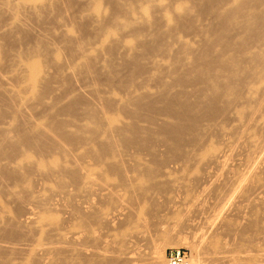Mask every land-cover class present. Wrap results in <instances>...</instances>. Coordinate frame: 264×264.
Wrapping results in <instances>:
<instances>
[{"label":"rangeland","instance_id":"rangeland-1","mask_svg":"<svg viewBox=\"0 0 264 264\" xmlns=\"http://www.w3.org/2000/svg\"><path fill=\"white\" fill-rule=\"evenodd\" d=\"M9 1L0 0V264H154L157 249L163 264L176 250L188 264L213 254L245 255L223 264L259 259L263 136L253 130L262 126L247 132L253 144L229 158L234 170L212 179L215 156L224 141L239 139L254 103L244 99L236 120L220 121V132L206 130L209 154L201 147L187 161L217 114L208 111L205 89L195 121L193 91L180 99L182 89L173 85L220 50H239L248 31L231 30L214 52L204 50L222 29L226 1L57 0L38 17L13 15ZM143 14L149 28L134 23ZM113 34L117 39L103 42ZM261 38L251 50H264ZM33 65L41 73L29 88ZM260 77L251 81L253 91L264 87V69ZM178 127L181 134L173 135ZM255 166L262 171L239 198L238 183ZM43 245L48 250L39 255Z\"/></svg>","mask_w":264,"mask_h":264},{"label":"bare ground","instance_id":"bare-ground-1","mask_svg":"<svg viewBox=\"0 0 264 264\" xmlns=\"http://www.w3.org/2000/svg\"><path fill=\"white\" fill-rule=\"evenodd\" d=\"M23 1L24 0H10L9 1L10 3L8 2L6 3V5L7 7H9V9H11V11H13V15H16L18 11L20 13L24 11V12H29L33 16L38 17L40 12L49 8L54 3V1L57 0H43L32 4H27L29 2L26 1L25 3V1L24 2ZM151 1L152 0H149V2ZM213 1L217 5V7L219 4H221L224 1H226V4L219 11L220 17L222 19V29H219L217 33L215 32L213 42L207 44L206 48L204 49L207 50L206 52H214L215 50L213 51V47L215 45L217 46L219 44H222L226 39L227 33L230 32L231 30H236L239 32L248 31L249 34L245 39L241 41L239 50H220V52H218L217 54L212 55L210 59L208 58L205 64H203L202 68L196 74H192V71H187L185 73L184 78L181 75L174 78L173 85H179L181 87L182 91L178 96L180 99L188 98L189 91H193L194 104L193 106L190 107V110H192L193 115L196 114L195 121L198 120V118H202V115H198V111L201 109L200 108L201 102H203V100L206 105V100L205 97L203 96V92L205 89L207 90L206 99L208 103V111H212L214 114H217L214 118L210 120V122L207 125V128L202 130V132H200V134L196 138L195 144L192 146L190 152L186 155L187 161L192 159L195 156V154H197L198 150L200 151L199 148L201 147L203 148L202 145L205 141L204 136L206 137L207 135L204 133L206 130L207 131L214 130L216 132L217 131L220 132L221 120L223 119L236 120L237 112L239 111L240 108L243 107L244 103H246L245 100H249L254 103V107L248 109L244 114L243 117L244 120L241 125L242 127H240L242 128V130L241 132H239L240 133L239 137L234 138V139H238V138L239 139L233 141L232 140L224 141L225 144L227 145L226 149L224 148L220 150L214 158L215 167L212 171L213 173L212 179L213 180L215 179L216 181L217 176H222L223 174H229L234 170V166H233L234 164L233 165L231 164L233 162L230 163L231 160H229V158H232L231 155H233L234 152L238 153L237 150L244 149L247 144L249 145L253 144L252 140H250L251 136H248L246 134H248L247 132L251 133L254 128L260 126H262V130L256 131L254 129L253 131H254V135H256L257 132H261V134L258 135L261 138L263 136L261 153L260 156L257 158L260 159L264 158V87L260 90V92L253 91L250 87L252 80L254 79L260 80L261 71L262 69H264V50H251L253 47H257V44L262 42L261 37L264 36V0H213ZM208 8L214 9V6L209 4ZM99 16H97L95 13L92 14V12L91 15H89V17H91V19L94 21L98 20ZM139 19L140 20L134 21L136 25L143 28L150 27V22L147 15L143 14L142 17H140ZM167 21L168 20H166V22ZM174 22H176V20H174ZM118 36H119L118 34L108 35L106 36V38L103 39V42H106L108 40L114 41V39H117ZM127 49L135 50L131 46H128ZM226 52H229V54L228 57L225 58L223 53ZM213 64L214 67L211 69V66ZM40 73H41V68L39 66L33 65L31 67V74H30L31 77L28 78L27 81V86L29 88L30 87L33 88L36 85L37 78ZM198 81H200V85L197 83ZM238 82L240 83L239 91H237L239 86ZM188 88L190 89L188 90ZM221 89L223 90V92L221 94H217ZM170 102L171 101H169V104ZM172 108H173L172 105H170L169 108H167L169 112V116H172L171 114L173 112ZM178 117L180 118L181 116ZM214 119L216 120L213 121ZM211 121L213 122L211 123ZM85 129L86 128L84 127L81 133H84ZM246 130H250V131H246ZM55 131L56 132L58 131L59 134L63 135L61 128L57 127L55 128ZM113 131L114 128L110 130L111 133ZM199 131H201V129H199ZM181 132H182V128L178 127L173 130L172 134L177 135V134H181ZM242 132L243 134H241ZM132 134L136 135V131L134 130ZM44 138L45 137H43V135L40 134L37 140H39L41 143H44L45 141ZM241 139L244 140V142H242ZM127 143L130 142L126 141V144ZM104 144L106 145L107 143ZM205 148L206 150H204V148L202 149V153L206 151L205 155L207 156L209 154V150L207 149V147ZM105 149L106 148H104V150ZM234 155L236 154L234 153ZM261 171L262 168L260 166L258 167L255 166L254 168L249 169L244 173L240 183H238V186L236 188L237 190L235 193L237 194V196L239 194L243 195V191L245 190V188L249 186L250 177L252 178L257 177ZM26 213H27L26 220L30 224L36 221L35 214L32 212L31 208H28ZM218 226H219L218 229L221 228L220 225ZM255 246L253 245V247ZM201 247L202 248L200 251L205 250L207 252L206 249H209L204 244ZM256 247L253 249H256ZM45 250L46 248L43 245V247L41 246V248L37 252L39 253V255H41L44 254L48 249L46 251ZM245 251H247L246 248ZM262 252L263 251H261V253ZM131 253H134V250H132ZM151 255H153V257ZM151 255L150 257H152L153 259L149 257L150 258L149 260L152 263L163 264V253L161 250L159 251V249H157L153 251V254ZM241 255L244 254H240L239 256H235V257L233 255L218 256L217 254H213L211 255V257L210 256L207 258L205 257L206 259L203 258L204 260L202 259L200 260V258L199 259L197 258L195 261H193L192 264H223L225 262H229L235 259L236 257H241ZM132 256L130 257L132 258ZM255 261H253L252 264H263L264 253L260 254L259 259H256Z\"/></svg>","mask_w":264,"mask_h":264},{"label":"built area","instance_id":"built-area-1","mask_svg":"<svg viewBox=\"0 0 264 264\" xmlns=\"http://www.w3.org/2000/svg\"><path fill=\"white\" fill-rule=\"evenodd\" d=\"M168 264H188L187 257L180 250L172 251L167 257Z\"/></svg>","mask_w":264,"mask_h":264}]
</instances>
